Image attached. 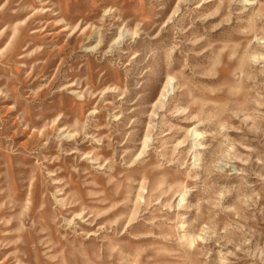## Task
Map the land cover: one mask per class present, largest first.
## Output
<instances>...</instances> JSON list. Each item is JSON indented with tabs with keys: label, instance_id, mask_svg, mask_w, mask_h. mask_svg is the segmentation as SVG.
<instances>
[{
	"label": "rangeland",
	"instance_id": "1",
	"mask_svg": "<svg viewBox=\"0 0 264 264\" xmlns=\"http://www.w3.org/2000/svg\"><path fill=\"white\" fill-rule=\"evenodd\" d=\"M0 264H264V0H0Z\"/></svg>",
	"mask_w": 264,
	"mask_h": 264
}]
</instances>
